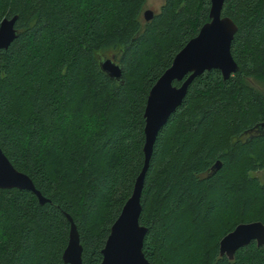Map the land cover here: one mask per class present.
Instances as JSON below:
<instances>
[{
  "label": "trees",
  "instance_id": "obj_1",
  "mask_svg": "<svg viewBox=\"0 0 264 264\" xmlns=\"http://www.w3.org/2000/svg\"><path fill=\"white\" fill-rule=\"evenodd\" d=\"M144 1L0 0V21L16 15L18 31L0 49V148L46 199L0 188V264H67L66 214L83 262L100 264L143 166L148 92L209 20L210 0H164L142 22ZM222 15L237 25L238 70L195 77L157 134L139 217L151 264H263L264 246L229 260L219 241L239 223L264 224V182L250 175L264 169V93L248 81L264 86V0H226ZM106 51L122 83L99 68Z\"/></svg>",
  "mask_w": 264,
  "mask_h": 264
},
{
  "label": "water",
  "instance_id": "obj_2",
  "mask_svg": "<svg viewBox=\"0 0 264 264\" xmlns=\"http://www.w3.org/2000/svg\"><path fill=\"white\" fill-rule=\"evenodd\" d=\"M225 1L210 0L209 20L174 55L170 66L162 72L148 92L143 114L145 122L143 166L134 181L131 195L110 226L109 234L101 249L100 264H151L142 251L147 227L140 224L139 217L142 210L141 194L144 178L157 134L182 103L195 77L204 71L216 69L220 71L223 79H227L238 70L230 49L237 25L230 17L222 15ZM143 16L148 21L153 17V11L147 9L143 12ZM16 20L15 15L4 17L0 21V49L8 48L17 37ZM118 61L117 54H112L111 57L105 55L98 57L101 71L116 83H122V68ZM174 81L180 84L174 85ZM258 127L262 128V124ZM219 166V162L214 164L215 169ZM0 188L26 189L33 192L40 203L46 201L35 188L30 177L17 170L1 148ZM66 217L70 225L62 259L67 264H86L82 260V245L76 225L68 214ZM253 241L257 246H264V224L261 221L239 223L220 239L219 254L232 260L239 248Z\"/></svg>",
  "mask_w": 264,
  "mask_h": 264
},
{
  "label": "rangeland",
  "instance_id": "obj_3",
  "mask_svg": "<svg viewBox=\"0 0 264 264\" xmlns=\"http://www.w3.org/2000/svg\"><path fill=\"white\" fill-rule=\"evenodd\" d=\"M163 2H164V0H145L144 4L142 5L141 11H140V21H142V22L144 21L143 12L145 10H147V9L152 10L153 14L157 13L160 10ZM112 54L113 53L111 51H106L104 53H101L100 56L105 55L106 57H111ZM248 81H249L250 85L255 87L258 91L264 93V89H263L264 86L261 83H259L258 81H255V80H251V79H249ZM250 175L253 177H257L260 182H262V183L264 182V169L250 172Z\"/></svg>",
  "mask_w": 264,
  "mask_h": 264
},
{
  "label": "flooded vegetation",
  "instance_id": "obj_4",
  "mask_svg": "<svg viewBox=\"0 0 264 264\" xmlns=\"http://www.w3.org/2000/svg\"><path fill=\"white\" fill-rule=\"evenodd\" d=\"M256 132H257V130H256V131H255V130H254V131L252 130V131H251V134H254V133H256ZM247 135L249 136V134H247Z\"/></svg>",
  "mask_w": 264,
  "mask_h": 264
}]
</instances>
